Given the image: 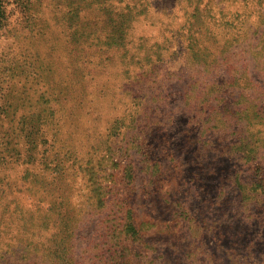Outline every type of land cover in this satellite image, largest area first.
I'll return each instance as SVG.
<instances>
[{
	"label": "rangeland",
	"instance_id": "obj_1",
	"mask_svg": "<svg viewBox=\"0 0 264 264\" xmlns=\"http://www.w3.org/2000/svg\"><path fill=\"white\" fill-rule=\"evenodd\" d=\"M99 2L93 8L111 0ZM142 2L125 48L101 44L93 54L98 49L86 43L66 44L76 27L70 22L77 25L66 15L77 1L5 0L0 97L6 64L35 68L37 52L56 78L83 77L71 88L78 104L64 110L72 117L61 118L62 136L72 132L79 155L98 169L96 179L83 170L66 178L79 264H109L98 244L121 236L127 264H264V0ZM79 11L97 25L88 29H109L105 15ZM188 26L208 32L191 30L198 38L188 40ZM193 40L205 58L189 51ZM20 78L8 88L13 93L40 87ZM38 163L34 173L47 175ZM24 167L17 162L2 172L20 178ZM27 181L19 179L7 200L34 204L38 195ZM98 185L104 204L95 208L90 190ZM130 221L137 234L122 230ZM19 235H7L13 248ZM44 235L35 239L45 243Z\"/></svg>",
	"mask_w": 264,
	"mask_h": 264
},
{
	"label": "trees",
	"instance_id": "obj_2",
	"mask_svg": "<svg viewBox=\"0 0 264 264\" xmlns=\"http://www.w3.org/2000/svg\"><path fill=\"white\" fill-rule=\"evenodd\" d=\"M75 1L78 4L66 16L69 20L77 21V25L70 22V26L76 27H69L72 30L67 36L66 44L72 48L75 45L86 43L89 47L94 46V50L98 49L93 54L101 51V44H107L108 48L113 46L114 49L125 48L127 37L132 29V22L145 10L142 0H111V3L105 4L99 10L101 4L99 0ZM5 6V0H0V29L5 27L3 25L7 20ZM93 6L98 8H93ZM85 8H88V14L93 16L105 15L104 26H109V29L100 31L98 28L88 29L86 26L97 25H92L87 21L86 13L82 19L79 9L84 10ZM30 9L38 10V8ZM196 11L199 12L195 9ZM31 27L34 31L36 26ZM40 27L36 34L42 35ZM193 27L188 26L184 34L188 40L198 38L190 35V31L194 30ZM201 27L199 26L194 32H208V28L203 30ZM43 37H39V44L42 43ZM195 46H197L195 41H190L189 51L195 55L201 54L205 58V49L194 51ZM69 52L72 53L73 50ZM126 52L129 53L127 48ZM45 55H47L46 52ZM76 55V58H85L84 55ZM37 57L40 59L39 66L32 68L34 70L28 66L23 69L18 62L6 64L3 69L7 78L4 83L8 88H15L17 76L23 77L25 82L40 83V87L32 94L27 93L29 91L26 90V93H13V90L5 88L0 97L2 100L0 101V224H3L0 228V264H79L72 241L79 228H76L77 221L73 220L72 210L68 208L70 204L66 178L73 174L70 170L74 173L83 170L88 173L91 171L96 179L98 169L96 165H91L92 158L84 160V154L79 155L75 145L77 140L72 136V132L66 128V136H62L65 125L61 123V118L62 114L67 118L72 117L71 112H64V110L74 109L78 104V91H72L71 88L72 84L79 80L83 81V77H80L77 71L74 77L70 76L66 80L56 78L52 70L49 71V65L46 64L44 58L40 57L39 52H37ZM20 71L25 76H21ZM60 80L65 82L60 84ZM26 101L30 104L26 105L28 104ZM20 102L24 104L21 105ZM69 140L73 142H68ZM94 149L96 148L92 145L90 150ZM37 161H40L38 164L43 168V172H48L47 175L42 173L39 177L37 173H34L33 168ZM17 162L25 165L20 178H12L11 175L2 172L3 169ZM22 178H27L29 180L27 183L35 186L38 198L34 204L29 202L28 206H25L15 198L8 201L5 197L13 194V188L17 186L19 179L23 180ZM102 190L99 185L90 190V197L97 196L98 202L95 203V208L99 207L100 203L104 204ZM25 191L26 194L31 195L30 189ZM112 225L107 227L115 232L117 224ZM122 230H129L132 234L138 233L132 221L125 222ZM13 231L22 237L16 248H13L14 246L8 243L10 239H7V235ZM44 233H47L44 235L46 242L37 241L36 239L43 237ZM119 240L121 242L112 244L111 239H103L98 244L103 252L101 255H108L109 262L107 263L109 264H127L123 256L126 250L123 245L127 237L121 236ZM104 247H106V253Z\"/></svg>",
	"mask_w": 264,
	"mask_h": 264
}]
</instances>
